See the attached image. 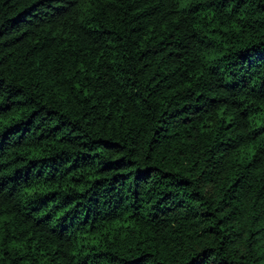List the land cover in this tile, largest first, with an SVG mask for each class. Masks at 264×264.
Returning <instances> with one entry per match:
<instances>
[{"label":"trees","instance_id":"trees-1","mask_svg":"<svg viewBox=\"0 0 264 264\" xmlns=\"http://www.w3.org/2000/svg\"><path fill=\"white\" fill-rule=\"evenodd\" d=\"M0 264H264V0H0Z\"/></svg>","mask_w":264,"mask_h":264}]
</instances>
